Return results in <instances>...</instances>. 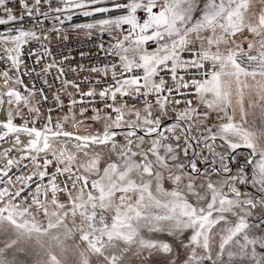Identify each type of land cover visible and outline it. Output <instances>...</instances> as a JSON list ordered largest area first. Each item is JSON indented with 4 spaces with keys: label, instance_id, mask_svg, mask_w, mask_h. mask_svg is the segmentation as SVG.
Wrapping results in <instances>:
<instances>
[{
    "label": "snow or ice",
    "instance_id": "1",
    "mask_svg": "<svg viewBox=\"0 0 264 264\" xmlns=\"http://www.w3.org/2000/svg\"><path fill=\"white\" fill-rule=\"evenodd\" d=\"M0 27V264H264V0H0Z\"/></svg>",
    "mask_w": 264,
    "mask_h": 264
},
{
    "label": "built area",
    "instance_id": "2",
    "mask_svg": "<svg viewBox=\"0 0 264 264\" xmlns=\"http://www.w3.org/2000/svg\"><path fill=\"white\" fill-rule=\"evenodd\" d=\"M0 30H2V27H0ZM72 47H78V45H72ZM89 48H91V44H89L88 47L84 48V50H85V51H88ZM92 51H93V53H94V52H95V49H92ZM77 59H79V58L77 57ZM82 62L85 63V65L88 64V61H87V60H84V61H82Z\"/></svg>",
    "mask_w": 264,
    "mask_h": 264
},
{
    "label": "water",
    "instance_id": "3",
    "mask_svg": "<svg viewBox=\"0 0 264 264\" xmlns=\"http://www.w3.org/2000/svg\"><path fill=\"white\" fill-rule=\"evenodd\" d=\"M0 116H3L2 112H0Z\"/></svg>",
    "mask_w": 264,
    "mask_h": 264
}]
</instances>
